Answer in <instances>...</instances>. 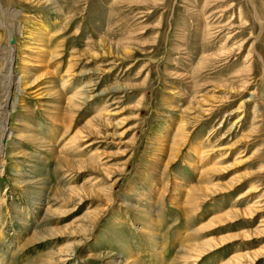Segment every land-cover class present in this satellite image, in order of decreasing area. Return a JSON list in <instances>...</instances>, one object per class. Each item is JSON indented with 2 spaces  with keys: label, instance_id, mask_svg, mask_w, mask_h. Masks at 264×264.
<instances>
[{
  "label": "rangeland",
  "instance_id": "1",
  "mask_svg": "<svg viewBox=\"0 0 264 264\" xmlns=\"http://www.w3.org/2000/svg\"><path fill=\"white\" fill-rule=\"evenodd\" d=\"M5 49L0 264H264V0H0Z\"/></svg>",
  "mask_w": 264,
  "mask_h": 264
},
{
  "label": "bare ground",
  "instance_id": "2",
  "mask_svg": "<svg viewBox=\"0 0 264 264\" xmlns=\"http://www.w3.org/2000/svg\"><path fill=\"white\" fill-rule=\"evenodd\" d=\"M13 50H7L5 49L3 52V57L2 58H8V65L6 67V70L4 71L3 74L0 75V83L4 86H6L7 91H6V96L3 104L0 106V113L3 112V114L7 113L6 108L8 107V98L11 94V90L13 87L16 85V79L14 78L15 76L13 75L12 72V63H13ZM11 134V133H10ZM7 136H9V131L7 128V121H4L2 126L0 127V144L3 145V141L7 140ZM2 149V148H1Z\"/></svg>",
  "mask_w": 264,
  "mask_h": 264
}]
</instances>
